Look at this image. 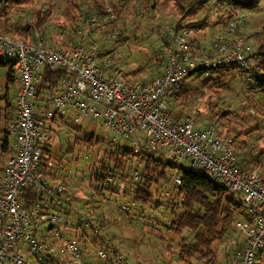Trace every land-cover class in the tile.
I'll return each mask as SVG.
<instances>
[{
    "label": "built area",
    "instance_id": "1",
    "mask_svg": "<svg viewBox=\"0 0 264 264\" xmlns=\"http://www.w3.org/2000/svg\"><path fill=\"white\" fill-rule=\"evenodd\" d=\"M211 1L213 10L216 0ZM105 4L109 12L105 23L96 15L85 19L87 38L100 36L111 22H118L114 5L108 0ZM245 23L242 14L228 18L224 28L215 32L210 48L196 44L205 26L168 28L161 73L148 81L129 79L121 67L102 54L103 48L95 39L60 49L38 34L26 42L0 31V59L16 63L20 83L15 117L9 124L11 154L0 178V264H26L22 250L36 255L41 264H50L49 254L56 255L60 262L69 255L72 264H97V260L125 264L122 254L111 255L97 243L93 249H86L64 234L69 217L64 210L66 185L62 179L51 181L41 175L43 151L51 139L50 126L59 128L73 116L101 120L112 132V145L130 141L135 152L144 147L149 152L159 150L165 162L178 167L189 161L191 167L205 169L209 178L240 193L248 217L235 221L237 231L244 235V246L236 249L235 256L237 264H256L264 256L262 165L244 168L239 153L228 138L219 135L216 125L199 128L192 115L174 119L169 110L183 79L199 66L247 64L251 47L233 45L228 39ZM49 66L64 69L57 85L43 83ZM175 182L180 184L179 176ZM29 187L40 196L32 206L24 198ZM79 222L84 223V218Z\"/></svg>",
    "mask_w": 264,
    "mask_h": 264
},
{
    "label": "trees",
    "instance_id": "2",
    "mask_svg": "<svg viewBox=\"0 0 264 264\" xmlns=\"http://www.w3.org/2000/svg\"><path fill=\"white\" fill-rule=\"evenodd\" d=\"M69 1L71 3L70 17L63 24H60V20L57 26L64 33V31H67L65 30V25L70 22L72 28L69 32L79 33L82 38L81 41L86 42L85 40L87 38L84 35L85 31L83 28L85 19L91 15H96L101 23H105V19L109 14L105 7L106 4L103 0ZM108 1L115 3L113 5L117 13H121L122 8L129 2V0ZM137 1L139 0H135V4L138 3ZM34 2L35 0H0V31L5 34L15 33L26 42L34 40V34H38L39 32L49 38L46 41L49 45L56 46L60 49L70 46V44L65 45L62 37H57L56 35L53 37L52 35L55 34L52 30L54 26L53 15L56 5L55 2H49L37 9L26 11V5L34 4ZM263 2L264 0H217L216 4L219 7L225 3L229 5V10L224 12L223 16L224 19H228L234 14H240L242 11L261 10ZM176 3L182 17L174 26L175 28L182 29L188 27L198 29L208 24L207 19L197 17V13L199 9L206 7H210V11H212L211 7L213 3L209 0H178ZM12 18H14L13 21H11ZM185 18H188V22L182 23ZM223 18H220V22L224 21ZM119 26L120 24L111 22L107 26L109 28L107 33H114ZM106 29L102 33H105ZM122 34L118 33L117 35L121 38ZM69 37L71 41H76L75 36L73 38L71 36ZM165 37L163 47L165 46ZM209 46L212 47L213 43ZM160 52V55L157 54L155 58L158 66L156 67V76L161 73L162 61L165 57L164 48ZM102 54H106L105 49H102ZM3 66L8 67V81H14V74L17 70L15 67L16 63H5L0 59V67ZM205 72L210 74L208 80L218 84L219 80L223 78L225 83L220 82L219 84L224 85L228 83V87L231 86L236 78H240L243 84L242 97L247 103L252 105L256 112V117L253 123L233 132L232 137L227 135L226 138L240 152V163L244 168L253 169L261 162L264 164V139L261 140L264 137V40L254 45L250 50L247 54V64L245 65L238 62H231L220 65L217 68L199 66L190 76H201ZM63 73L64 69L62 68L47 67L46 76L43 81L44 85L46 82L57 85L58 79ZM133 75H135V72H133ZM196 91L200 93L201 89L195 87L187 89L182 85L177 94L178 98L176 97L175 100L180 97H187L188 99L190 97L189 94ZM15 103L16 99L14 102L7 92L5 95V104L4 106H0V122L2 123L0 127V131L2 132L0 136V178L4 168L2 156L11 151L9 124L15 117ZM176 106L174 102H171L169 108L170 114L174 119L183 116L182 109L181 111H177ZM246 107L243 109H246ZM248 107L250 106L248 105ZM230 113L232 116L241 117V113L236 110ZM224 116L226 117V115ZM258 130L261 132H259L258 142H253L251 135ZM93 138L94 135L88 137V142L93 144ZM52 162L54 163L53 148L48 144L43 151L40 172L43 178L54 181L57 174L56 172H52V166L49 165ZM92 166H98L99 170H91L92 175L89 177V180L96 190L95 192H90V197L94 201L98 200V203L101 204L102 195L110 198L113 193L117 192L120 195V200L126 198L133 203L132 206H134L133 208L136 211L133 213H129L124 205L118 206L122 213H127L126 218L130 216V221H135L137 216L139 218H145L141 215V212L146 210L144 205L159 208L164 202L160 199H155V197L158 196L161 185L168 184L167 182L171 181L174 182L171 187L174 188L176 196L172 198L167 197L172 207V215L166 220L161 221L160 219H156L155 223H153V219L150 218L152 220L151 223L148 221L150 219L147 218L148 222L146 223L149 226L151 224L154 228L156 226H162L165 229V233L158 234L159 238L162 241L165 235L169 234V242L167 243V248L169 249L167 250L177 249L176 256L184 264H197L198 262L210 264L214 262L217 257L215 244L224 243L229 236L237 233L235 221L244 220L248 217L240 193L234 192L227 185L217 183L209 178L203 168L197 166L191 167L190 164L186 163L184 166L178 167L172 163L165 162L164 155L159 150L149 152L144 147L140 151L135 152L133 147L125 143L115 146V149L111 151L105 152L103 158L96 160L92 163ZM177 167L179 168L178 173L175 171ZM176 176L180 177V184L178 185L175 182ZM262 181L264 183V174ZM122 183L125 186L124 190L120 192L118 187ZM64 184L66 185V182ZM105 191L108 193H105ZM25 193L24 198H26L29 206L38 203L40 196L36 190L29 187ZM76 200L75 195L66 197L64 210L68 216ZM102 208H104L103 205L100 209L95 207V212H91V217L87 219L84 217V223L79 222L78 226L68 225L69 223L65 226L69 229L70 236H73V233L76 234L75 239L71 237L72 240L86 249L96 247L98 237L104 239L108 235V229L111 227L110 224L115 223L113 221L114 219L107 218ZM80 229L83 230L81 233H79ZM87 229L92 230L98 237L93 241L85 238L87 235L85 230ZM106 249L111 255L122 254L116 246H108ZM48 256L51 257L50 264H72L69 255L65 262L58 261L57 256L54 254H49ZM124 259L125 264H148V262L143 261L132 263L125 256ZM98 261L96 262L97 264H102L101 262L98 263ZM92 262L94 261L92 260ZM107 264L110 263L107 262ZM256 264H264V256L259 257Z\"/></svg>",
    "mask_w": 264,
    "mask_h": 264
},
{
    "label": "rangeland",
    "instance_id": "3",
    "mask_svg": "<svg viewBox=\"0 0 264 264\" xmlns=\"http://www.w3.org/2000/svg\"><path fill=\"white\" fill-rule=\"evenodd\" d=\"M103 1L105 2V0ZM176 1L178 0H139L135 4V0H129L127 5L122 8L121 13H117L114 6L113 8L118 17L117 24H120L118 29L123 33L122 37L120 36L121 38H119L115 33H101L100 36L92 35L90 38L86 37V40L95 39L106 50L107 57L113 60L117 66L121 67L129 79L151 80L157 74L156 67L158 66L155 58L157 54L160 55V51L164 48L166 32L168 28L174 27L182 17ZM209 1L212 2L211 0ZM49 2H55L56 4L53 15L54 26L52 30L55 33L52 34L53 37L54 35L62 37L65 45L81 41L82 38L79 33L69 32L72 28L70 22L65 25V30L67 31H64V33L57 26L60 20V24H63L70 17L71 3L69 0H35L34 4L26 5V11L37 9ZM111 3L115 4L110 1L109 4ZM262 6L261 10H247L240 13L245 17L246 23L239 27L234 34L228 35V39L233 45L250 46L252 49L254 45L264 40V2ZM229 8V5L225 3L220 7L217 5L212 11H210V7L199 9L197 17L206 18L208 21V24L204 27L206 36L203 38L205 42L203 43L206 44L205 46L211 45L215 32L226 25L227 19H224L223 16L224 12L229 10ZM220 18H223L224 21L220 22ZM13 20L14 18L11 21ZM218 20L219 23L214 24ZM187 22L188 18L182 21V23ZM10 35L15 39L23 40L22 37H19L15 33H10ZM38 36L43 37L45 41L49 39L39 32ZM69 36L72 38L75 36L76 41H71ZM214 52L212 50V53ZM214 54L216 55V53ZM7 71V66L0 67V106H4L7 92L15 102L20 86L17 70L12 82L8 81ZM133 72H135V75H133ZM209 75V73L205 72L201 76L193 75L185 77L182 82L184 88H200L201 92L190 93L188 99L187 97H180L177 100L174 98L172 102L177 105V111H181L182 109L183 115H192L196 127L205 128L217 125L216 129L221 137H226L227 135L232 137L233 132L243 129L254 122L256 112L252 105L247 103L242 97L243 84L240 78H236L231 86L228 87V83L224 85L219 84L220 82H224L223 78L216 84L208 80ZM244 107L246 109H243ZM234 110L241 113V117L232 116L230 112ZM1 126L2 123L0 122ZM50 128L51 139L48 144L53 148L54 163L52 162V172H56L57 178L66 182L67 196L72 197L75 195L77 199L71 208L69 219L74 220L75 224L78 225L81 218L85 217L87 219L91 217V212H95V207L100 209L103 205L104 208L102 210L104 214L107 215V218L114 219L113 221H115V223L110 224L111 227L108 229V235L104 239H100L101 237L96 236V233L88 229L85 230L87 233L85 238L93 241L98 237L99 239L96 243L102 245L104 248L116 246L132 263L143 261L150 264H184L177 256L167 250L169 249L167 248L169 234L165 235L162 241L159 238L158 234L165 233V229L162 226L154 228L151 224L149 226L146 223L148 221L152 223L151 219H153V223H155L156 219H160L161 221L166 220L172 215V207L167 197L172 198L176 196L174 188L171 187L174 182L171 181L167 182L168 184L161 185L159 194L155 197V199H160L164 202L159 208L144 205L146 210L142 211L141 215L145 218L137 216L135 221H130V216L126 218L127 213H122L118 206L124 205L129 213H133L135 211L134 206H132L133 203L126 198L120 200V195L117 192L113 193L110 198L102 195L101 201L103 204H99L98 200L94 201L90 197V192H95L96 190L89 180V177L92 175L91 170H99L98 166H92V163L102 159L105 152L115 149V145L110 143L112 132L101 120L92 118L77 119L76 116H73L67 122L63 121L59 125V128L54 124ZM259 132L260 130L252 133L251 140L253 142L257 141L261 133ZM1 135L2 132L0 131ZM91 135H94L93 144L88 142L87 139ZM263 139L264 137L261 138V140ZM125 143L133 147L132 142L126 141ZM237 152L240 155V152ZM185 163L190 164L189 161H185ZM262 164L263 162L259 163L258 166ZM263 167L264 164L262 165V174H264ZM178 170L179 168L177 167L175 169L176 173H178ZM124 186L122 183L118 187L120 192L124 190ZM107 190L110 192L109 189ZM108 192L105 191V193ZM103 198L106 200L104 201ZM174 201L177 202L176 199ZM147 218L151 219L147 221ZM82 231L80 229L79 233ZM63 232L67 237L76 238L75 233H73V236L69 235V229L65 226H63ZM218 246L219 244H215L216 248ZM166 252L169 254V259L163 257ZM22 253H24L26 264H41V260L30 251L22 250ZM236 261L235 253L229 245L210 264H236ZM198 263L205 264L203 262Z\"/></svg>",
    "mask_w": 264,
    "mask_h": 264
},
{
    "label": "crops",
    "instance_id": "4",
    "mask_svg": "<svg viewBox=\"0 0 264 264\" xmlns=\"http://www.w3.org/2000/svg\"><path fill=\"white\" fill-rule=\"evenodd\" d=\"M216 23H219V20L217 21V22H215L214 24H216ZM109 28H107L106 29V31H105V33H107V30H108ZM133 33V32H132ZM206 36V33L205 32H203V33H199L198 35H197V41H196V44L197 45H200V46H205L206 44H204L205 42H204V37ZM210 40V39H209ZM206 41V40H205ZM204 42V43H203ZM210 43H211V40H210ZM209 46V45H208ZM209 48H210V46H209ZM155 74V73H154ZM154 77V76H153ZM11 142H12V139H11V136H10V144H11ZM11 154V151L10 152H8L7 154H4L3 156H2V158H3V164L5 163V161H6V159L8 158V156ZM67 223H69L68 225H76V226H78L77 224H75V221L73 220H70L69 219V217H68V220H66V222H65V226L67 225ZM231 246L232 247V250L234 251V253L236 252V249L238 248V247H242V246H244V235L242 234V233H240L239 234V232L237 231V233H234L233 235H231V236H229L225 241H224V243L222 242L221 244H219V246L217 247V251H216V256L218 257L219 256V254L225 249V247H227V246ZM173 250V251H172ZM170 252L171 253H173V255H175L176 256V252H177V249H172ZM169 251V250H168ZM163 257H167L168 259H169V254H168V252H166L164 255H163ZM148 264H150V263H148ZM152 264H154V263H152ZM197 264H200V263H197ZM236 264H237V261H236Z\"/></svg>",
    "mask_w": 264,
    "mask_h": 264
}]
</instances>
